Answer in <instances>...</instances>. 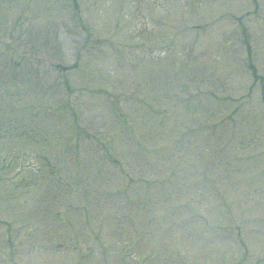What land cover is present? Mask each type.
I'll return each instance as SVG.
<instances>
[{
	"label": "rangeland",
	"instance_id": "obj_1",
	"mask_svg": "<svg viewBox=\"0 0 264 264\" xmlns=\"http://www.w3.org/2000/svg\"><path fill=\"white\" fill-rule=\"evenodd\" d=\"M257 3L0 0V264H264Z\"/></svg>",
	"mask_w": 264,
	"mask_h": 264
}]
</instances>
